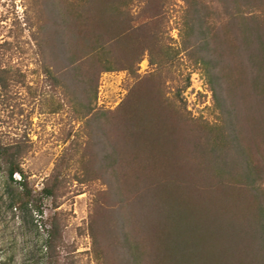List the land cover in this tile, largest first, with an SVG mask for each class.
Segmentation results:
<instances>
[{
    "label": "rangeland",
    "instance_id": "1",
    "mask_svg": "<svg viewBox=\"0 0 264 264\" xmlns=\"http://www.w3.org/2000/svg\"><path fill=\"white\" fill-rule=\"evenodd\" d=\"M242 4L0 0V145L26 175L0 156V264H125L113 230L144 240L167 215L264 264V96ZM253 13L264 29V0ZM220 129L242 155L214 151ZM250 169L257 194L233 180Z\"/></svg>",
    "mask_w": 264,
    "mask_h": 264
},
{
    "label": "trees",
    "instance_id": "2",
    "mask_svg": "<svg viewBox=\"0 0 264 264\" xmlns=\"http://www.w3.org/2000/svg\"><path fill=\"white\" fill-rule=\"evenodd\" d=\"M185 1L188 3V5L190 2L195 5V10L192 11L191 9V12H200V9L197 10L196 8V6L199 5V0ZM258 1L260 0H242V8L246 12V14H243L244 18L242 17L243 40H241V42L244 41V51H246V53L244 52V54L247 55L246 57L249 60L252 69L253 63H255L259 68V73L257 74L258 78L256 88L260 89L264 96V29L261 28V24H259L258 20V26L254 27L253 25H251L252 20L255 19L253 10L257 7ZM203 8L205 9L206 5ZM202 24L203 22H201V25ZM202 31L204 32V30ZM202 34L205 35L207 34V32ZM201 43H204L203 46H201V49L205 50V48H207V50L210 52V50L208 49L210 45L208 38L204 37ZM256 44L260 45V51L258 52V54H255V52H251L252 49L257 46ZM96 49L105 50L102 45L97 46ZM242 51L243 50L241 49V56L243 54ZM238 53L234 55V58L237 59L240 57ZM199 56V60L205 63L204 51L201 52ZM99 57L104 66V71L111 72L114 70L113 67H111V63L107 61V54H99ZM239 63H241V61ZM225 134L226 133L223 132V129H220L218 133H216L215 140H217L218 142V147H216L214 151L217 153V150L220 147L221 149H226L227 155L225 160H227L228 157L232 155V151H234L233 155L235 156L242 155L240 152L241 149H239V147L236 145L237 140L232 135ZM172 150L173 147L171 151ZM0 156L5 159L8 176L11 181H13L14 175H20L24 178V180L26 179V175L24 174V170L21 164V153L19 151H14V149L11 147L4 148L0 145ZM250 161L252 160H249V162ZM238 162H240V159L238 160ZM225 164H227V161H225ZM243 164L241 166H243ZM246 164L247 166H249L250 163ZM251 169L248 173L243 172L242 174L237 175L236 177L233 175V180L236 183H247L246 186L249 187L248 189H250L254 193L256 192L257 194L259 192V187L257 186L260 185L259 181H262L263 176L262 173H258L259 175L257 176V178H254L252 174H250ZM229 176L232 177L231 174H229ZM229 183L230 182L225 184L228 185ZM46 194H51V191L47 190ZM141 197V202H143L144 196ZM146 207L148 206L146 205L144 209L141 208V211L138 212L137 210L135 214H132L133 221H141L137 217L139 213L141 214V212H146L148 210V208L146 209ZM171 217L172 215H167L165 221H163L162 223H157L158 227L156 226V231H153V233L149 232L151 237L146 238L144 240L132 234L129 235L130 233H125L124 231H122L120 235L118 231L119 229L117 227L116 230H113V235L110 239L111 241H116V253L122 255L124 252L123 250H127V252L130 254L129 258H122L125 264H144V260L141 258L144 253H141L142 247L140 240L147 244V248L153 247L154 251L152 253H148V257H146L147 259L149 258L147 262L145 261L148 264H243V262L244 264H246L244 257L241 258L239 256V253L234 251V248L233 251L230 252H226L225 250H219L220 245H223V242L227 240L223 239V237L228 238V235L225 231L220 234L222 243L221 241L218 243L216 240L214 241V238L212 237L211 233H203L201 231L189 232V226L186 223H182L179 227H177V224L174 223ZM137 219L138 221H136ZM127 222L128 225H126V227L128 226L131 227L130 229H133L132 224L129 223L128 220ZM141 222L143 223V221ZM230 246L234 247L235 244H230ZM248 253L246 252L247 256L250 257V259L252 260L254 258L253 253ZM250 259L248 263L251 262Z\"/></svg>",
    "mask_w": 264,
    "mask_h": 264
}]
</instances>
